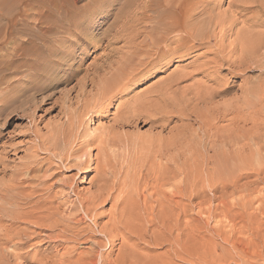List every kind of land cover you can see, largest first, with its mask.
I'll return each instance as SVG.
<instances>
[{
	"label": "bare ground",
	"instance_id": "1",
	"mask_svg": "<svg viewBox=\"0 0 264 264\" xmlns=\"http://www.w3.org/2000/svg\"><path fill=\"white\" fill-rule=\"evenodd\" d=\"M21 1L25 8H30V4H34L36 9H44V19L48 16L51 20H43V17L40 18L41 20H0V124L4 126L7 116L15 114L19 118L27 119L33 127L37 111L52 105L58 108L59 112L55 125L48 129L46 134L33 131L32 144L27 148V154L20 158L22 161L18 167H2L0 169V264H31L32 261L30 260L32 259L37 264H115L112 261L113 259L110 260L109 257L113 255L114 249H116L115 241L117 239L114 240V235L112 236L109 233L107 235L106 232L109 229L108 225L111 226L108 231L113 232V230L123 226L121 225L122 222H120L119 217L110 219L107 222L108 224H101L102 226L97 222V217L100 216L97 211L102 206L111 203L109 213L115 215L121 205L123 209V204L125 206L124 200L127 198L125 197L124 200L120 198L121 191H119L120 195L116 193L120 197L113 196L117 183L115 184L114 176H112L114 174L111 173L112 170L110 171L112 155L114 154H111L112 149L117 144L120 147L123 140L122 133L124 134L123 130L125 128H137L143 122L150 120L149 117L157 116V114H154V112L156 113L155 110L152 109L153 114L148 113V110L151 109L149 108L150 105L156 109L160 104L157 105L154 100L157 105L154 106L153 100H151L153 105L150 104V100H145L144 104L146 106L150 104L147 109L144 107L145 105H142L143 103H140L143 101L137 103L139 106L137 107L135 100L133 105L129 107L125 105V108H123L125 102H119L115 114L110 119V124L103 128L100 127V129L97 127L88 131L89 120L93 118L102 119V115L109 113L113 108L114 101L117 98L124 97L125 92L129 90L128 88H131L130 86L138 74L145 70L147 66L154 68L157 63L166 60V57L175 53V50H171L166 45L170 36L177 38L175 41L180 44L179 46L186 42L192 44L190 48L182 51V53H175L177 57L187 56L193 49H204V54L211 57L198 66L194 75L191 76L192 73L187 74L186 72L183 74L174 72L166 78L167 80L157 83V86H163L162 83H164L165 87H171L172 84L189 80L197 75L202 76L206 74L211 64L218 63L222 66V70L228 69L232 74L234 73V65L251 69V63L256 58L258 51L260 50V53L264 54L261 52V49H264V35L262 36L257 31L264 25V20H261L260 17L261 14H264L263 3L259 6V11L255 12L256 17H252L251 20L248 17L249 20L240 21L193 20V10L187 11L188 8L192 7L190 0H90L86 1L81 7L76 5L78 0ZM251 3L252 1L243 0L239 4H234V6L243 7V12L249 9L247 5ZM115 5L119 7H116L117 9L112 17L113 20L110 23H97L89 19L92 14L98 11L100 13L104 11L103 14L107 15ZM199 5L197 3V7ZM205 8H207V4L203 5L201 10L203 13H207ZM247 21L251 23L247 24ZM239 22L244 25H241L242 27L239 31L237 30V33L239 32L238 34L241 35L243 32L246 35V37L243 36L245 37L244 42L243 37V40L240 41V37L236 36V38H239L236 40L239 41L238 47H240L242 53H236L234 49H231L227 52V55H224V48H226L224 37ZM103 25L106 26L101 33H97L96 30V33H93L94 28ZM237 33L236 35H238ZM218 34L219 37H217ZM211 40H214V44H211ZM230 43L232 45L234 41ZM179 46L177 48H180ZM227 46L230 47V44ZM166 47L167 49H165ZM162 48L164 50L160 53ZM92 53L97 55L93 57L91 63L85 66L86 60ZM234 54L237 55L231 60ZM259 55L258 53L257 56ZM166 61L169 62L171 59ZM263 62L260 61L256 64L253 62L252 65L255 64L257 69H263L261 67ZM258 63H262V65H257ZM223 66H227V69H223ZM204 78L206 79L204 83H216V77L209 76L208 73ZM198 89L194 92H197L201 98L208 94L210 90L213 91V88L208 87V85L203 87L202 90ZM169 90L172 91L170 88ZM154 91L151 92L152 95ZM247 91L253 92V88ZM147 92L150 93V90ZM155 92L157 95L161 91ZM175 92H172V94ZM194 94L193 96L197 95ZM144 95L146 96V94ZM199 97L197 99H200ZM258 98L261 99L260 96ZM162 99L164 100L163 95ZM147 102L150 103L147 104ZM164 108L161 107L162 113L159 112L160 115L165 114L163 113ZM258 109H260V112L255 109L257 112H253V116H259V113L261 115V107L258 106ZM162 116L165 117V115ZM162 119L161 117L158 121ZM254 126L257 139H254L255 137L253 139L257 142L258 147L253 157H256L257 164H260L261 160L264 162V155L261 154V151L264 150V135L261 133L264 130V124L258 125L255 123ZM160 128L164 129L162 126ZM120 136L122 137L121 142ZM4 137L0 129V140ZM260 141L262 143H259ZM124 142L126 144V140ZM123 143L121 144L123 145ZM87 172L93 174L92 181L90 180L89 183L93 191L89 192L87 190V195H80L77 190L78 187H76V179L80 174H87ZM245 176L247 177V174ZM241 177V179L244 178L243 175ZM227 182L225 185L228 184ZM221 185L223 184L221 183ZM217 187L219 188V186ZM120 189L123 191L124 188L121 187ZM148 209L153 212L150 206ZM120 211H118L119 214ZM128 211L130 212V210ZM129 212H127V215ZM247 212H250V210L248 209ZM134 213L132 216L136 214ZM145 215L147 217V214ZM240 215L244 216V213L241 212ZM252 215L254 214L248 215V218ZM234 216L236 215L234 214ZM234 216H231V218L233 219ZM138 219L140 220V218ZM86 221H90V224L85 225ZM129 221H125V223L130 224ZM137 225L139 226L138 223ZM141 226L139 232H141ZM119 231L117 232L119 233ZM133 232L131 233L134 234ZM236 234L237 236L232 235L226 239L224 238V242L228 243L234 251H232L233 264H264V240L261 239L260 241V236L258 237L257 234L255 235L256 240L247 237V235L243 237V233V235ZM102 235L106 237L105 243L102 241ZM130 236L132 235H120L121 246L119 247L125 246V242L130 239ZM136 236L138 237V235ZM35 241L37 242L35 244L47 243L48 246L42 251L39 250V252L26 251L25 248L33 246ZM30 242L33 244L30 245ZM49 244L53 246L50 245L52 247L49 248ZM60 251L62 253L59 254ZM128 260H131V257ZM203 264H207V261Z\"/></svg>",
	"mask_w": 264,
	"mask_h": 264
},
{
	"label": "rangeland",
	"instance_id": "2",
	"mask_svg": "<svg viewBox=\"0 0 264 264\" xmlns=\"http://www.w3.org/2000/svg\"><path fill=\"white\" fill-rule=\"evenodd\" d=\"M86 1L90 0H78L76 4L77 7L83 6ZM190 1L192 7H190V9L188 8L187 11L190 12L193 10V20L241 21L249 20V18L251 20L252 17H256L255 12L259 11V6H261L262 3V6H264V0H244L252 1V3L247 5L249 9L242 12L243 7H237L234 6V4H239L243 0ZM197 3L200 4V7H197ZM206 4L207 8H205V10H207V13H203L201 10L203 9V5ZM193 5L197 8L195 7V9ZM30 6V8L27 7L28 10L21 0H0V20H39L42 17L43 20H51L48 16L44 19V9H36L34 4H30ZM113 7L114 8H111L107 15L103 14L104 11L103 13L98 11L92 14L89 19L97 23H110L113 20L112 17L115 10L119 6L117 7V5H115ZM234 13L236 14L234 15ZM41 14L42 16L39 17ZM260 17L262 18L261 20H264V14H261ZM246 23L250 24L251 22L247 21ZM241 25L244 24L241 22L237 23L234 28L226 33L224 37V42L226 44H224L226 46V48H224V55H227V52L231 49H234L236 53H242L240 47H238L239 41L236 40L240 37V41L243 39V42L245 41L246 35H244L243 32L241 34L242 36L238 34L239 32L237 33V30L239 31L242 27ZM105 26L94 28L93 33L95 30L97 33H101L102 30L105 29ZM257 31L263 36L264 25L261 29H257ZM236 33L238 35H236ZM3 34L2 36H4ZM236 36L238 37L236 38ZM217 37H219V34ZM176 39L177 38L174 36H170L169 40L166 42L168 48L175 50V53H182V51H185L192 45L191 42H186L183 43L182 46H179L180 44L175 41ZM233 41L234 43L231 45L230 42ZM211 44H214V40H211ZM228 44H230V47L227 46ZM119 45L121 46V44ZM178 46L180 48L182 47V49L177 48ZM165 49H167V47ZM162 50L164 49L162 48L160 53L163 52ZM261 52L264 53L263 48ZM96 53L98 54L99 52ZM96 53H92L88 57L84 64L85 66L91 63L93 57L97 55ZM175 53L166 57V60L171 59V61H161L157 63L158 65L156 64L154 68L147 66L148 68L146 67L145 70L138 74L133 84L130 86L131 88H128V93L125 92L126 94L121 99L117 98L113 103V108H111L109 113L104 114V116L102 115V119L93 118L89 120L90 130L88 129V131L96 129L97 127L100 129V127L103 128L104 126H108L110 124V119L113 117V114H115L119 102H125L123 108H125V105L126 107L133 105L135 100V105L137 107H139L138 104L140 101H143L140 103H143L142 105H145V108L150 104L153 105L155 101L157 105L160 104L159 106L165 107L163 111L165 114H162L165 115V117H163L160 115L162 113L161 107L154 103V106H157V108L154 109L152 108L153 106L150 105L149 108L151 109L148 110V113L151 114V111L155 110L156 113L154 112V114H157V116L151 115L152 117H149L151 121L147 120L137 128H125L123 130L124 134L122 133L123 138L120 136V142L122 138L123 140L121 143L126 140V144L125 142L123 145L120 143V147L122 146L121 148L118 147L117 144V146L114 147L115 150H113L114 148L112 149L111 154H114L112 155L113 157L111 156L112 164L110 165H112V167L110 166V171L112 170L111 173L114 174L112 175L114 176V182L115 184L117 183L113 196H119V191H121L122 195L119 197L123 200L125 197L127 198L124 200V210L121 205L119 207L121 211L118 208L116 212L118 215L115 214L116 216L111 212L109 213V211H111V203L105 204L101 208L99 207L100 209L97 212L100 216L97 217V222L102 226L101 224H108L107 222H109L110 219L116 217H119L120 222H122L121 225L123 226L113 230V232L111 230L108 231L111 229V226L108 225L109 229L106 232L107 235H114V240H118L115 241L116 249H114V256L111 255L112 257H109L110 260L111 258L113 259L112 261L115 264H132L134 262V264H203V262L205 263L206 261L207 264H211L212 261V264H233L232 254L234 251L229 247L228 243L226 244V242H224V238L226 239L232 235L237 236L236 233H239L241 235L244 234L243 237L247 235V237L253 239L257 238L255 236L257 234L258 237L260 236V241L261 239L262 241L264 240V222H262L264 221V162L261 160V163L257 164L256 157H253L258 147L256 144L257 142L254 140L257 139L254 125L255 123L258 125L264 124V62L263 65L260 63L262 66L259 63L257 64L263 67V69L260 68L261 70L259 68L257 69L255 64L264 61V58H261L264 57V54L260 53L259 50V56H257L258 53L256 58L252 55V57L254 56L255 58L252 63L254 62L255 64L252 65L251 63V69H245V66L241 67L234 65L233 74L228 71L226 68L227 66H223V69L227 70H222L220 64H211L206 74L208 73L209 76L217 78H215L216 83L214 84L212 82L204 83L206 80L204 78L206 74H204L202 76L197 75L196 77L181 81L177 84H172L171 87H165L164 83H162L163 86H157V83L167 80L166 78L174 72L177 74L186 72L187 74L192 73L191 76L194 75L197 72L195 70L198 69V66L206 61L207 58L211 57L210 55L204 54V49H193V51H190L189 55L181 58H179V56L177 57ZM236 55L237 54H234L231 60L233 57L235 58ZM251 59L253 60V58ZM258 59L260 61H257ZM166 62L167 64H165ZM196 83L199 84L197 85ZM207 85L213 88V91L210 90L208 94L204 95V99L199 97L197 92H194L197 91L198 88V90H202L203 87H207ZM156 88L161 89L159 90ZM169 88L172 89V91L169 90ZM251 88H253V92H248L247 90ZM164 89L165 91L163 92ZM149 90L150 93L154 90L161 92H158L157 96L155 91L153 95L152 93H148L147 91ZM174 91L176 92L172 94ZM192 92L193 94H197L200 99H197V95L193 96ZM144 94H146V96ZM162 95L164 100L162 99ZM259 96L261 99L258 98ZM257 98L259 101L256 100ZM145 100H150V102L153 100V103L147 102V104H150L146 106V104H144ZM258 106L259 108L261 107L262 116L259 113V116L255 117L253 116V112H260ZM255 109L257 111H255ZM58 112L59 109L52 105H48L44 107V109L37 111L35 113L36 118L33 127L29 124L27 119L19 118L15 114L7 116L5 125L1 126L0 124V129L5 136L0 140V169L2 167H18L22 161L20 158L27 154L26 150L32 144V140L34 139L33 131L46 134L47 130L55 125ZM159 112L161 113L159 114ZM161 117L163 119L158 121ZM237 123L240 124L238 125ZM161 126L164 129H161ZM253 132L255 133L254 136ZM261 133L264 135V130ZM259 143H262V141ZM261 154L264 155V150L261 151ZM241 174L244 176L243 179H241ZM246 174L247 177L245 176ZM92 176V172H87V174H80L77 177L76 187H78L77 190L80 195H87V190L89 192L93 191L89 184L92 181ZM225 181H228V184H226L228 186L225 185ZM221 183L223 185H221ZM118 184L120 185L118 186ZM217 186H219V188ZM121 187L125 190L123 189L122 191L120 189ZM155 191L159 195H157ZM116 193H119V195ZM125 194L126 196H124ZM247 203L249 204L247 205ZM147 205L148 207L150 206L153 212L148 209ZM239 207L242 209H239ZM248 209L250 212H247ZM128 210H130V212ZM239 210L244 213V216L240 215L241 212ZM118 211L121 213L119 214ZM123 211L126 212L124 213ZM127 212H129L128 215ZM133 213L136 216H132ZM145 214H147V217ZM234 214L236 216H234ZM251 214L254 215L248 218V215ZM231 216H234V218L232 219ZM138 218H140V220ZM125 221H129L130 224H127V222L125 223ZM252 221L254 222L252 223ZM88 223L90 224V221H86L85 225H88ZM132 224L133 226H131ZM140 226L141 232H139ZM246 226L249 227L247 228ZM117 231H119V233L122 232L120 235H132L130 239L126 241L127 243L125 242V246L128 244L127 249V246H123L124 248L119 247L121 246V240L119 239L120 235ZM132 231H134V234L131 233ZM219 233L221 234L219 235ZM136 235H138L140 241ZM102 241L104 243L106 242V237L103 235ZM35 243L37 242L35 241L33 246H27L25 248L26 251L39 252V250L42 251L48 246L47 243L42 245ZM32 244L33 243L30 242V245ZM50 245L52 244H49V248L53 246ZM129 249L131 253L128 252ZM60 253L62 252L60 251L59 254ZM130 257L131 260H128ZM235 259L237 260V258ZM30 261H32L31 264H37L34 259Z\"/></svg>",
	"mask_w": 264,
	"mask_h": 264
}]
</instances>
